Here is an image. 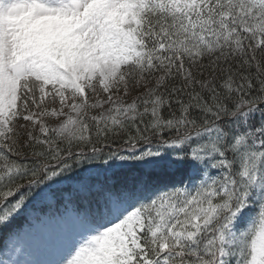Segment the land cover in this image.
<instances>
[{"label":"snow or ice","instance_id":"snow-or-ice-1","mask_svg":"<svg viewBox=\"0 0 264 264\" xmlns=\"http://www.w3.org/2000/svg\"><path fill=\"white\" fill-rule=\"evenodd\" d=\"M0 237L264 264V0H0Z\"/></svg>","mask_w":264,"mask_h":264},{"label":"rangeland","instance_id":"rangeland-1","mask_svg":"<svg viewBox=\"0 0 264 264\" xmlns=\"http://www.w3.org/2000/svg\"><path fill=\"white\" fill-rule=\"evenodd\" d=\"M3 247V238L0 237V249H2ZM39 256V250H36L34 252V256H28V255H24V256H21L20 258L21 259H33V258H37Z\"/></svg>","mask_w":264,"mask_h":264}]
</instances>
